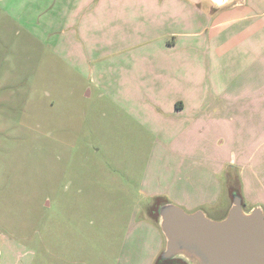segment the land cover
I'll list each match as a JSON object with an SVG mask.
<instances>
[{"label": "rangeland", "instance_id": "1", "mask_svg": "<svg viewBox=\"0 0 264 264\" xmlns=\"http://www.w3.org/2000/svg\"><path fill=\"white\" fill-rule=\"evenodd\" d=\"M61 3L13 0L0 19V264H163L154 205L191 212L222 190L227 204L240 169L192 163L182 57L152 50L139 19L104 14L81 38ZM29 15L40 37L18 23ZM218 201L200 209L224 217Z\"/></svg>", "mask_w": 264, "mask_h": 264}, {"label": "crops", "instance_id": "2", "mask_svg": "<svg viewBox=\"0 0 264 264\" xmlns=\"http://www.w3.org/2000/svg\"><path fill=\"white\" fill-rule=\"evenodd\" d=\"M11 1L0 0V19L8 15ZM61 2L67 8L63 21L73 29L79 25L81 38H88L104 14L124 19L122 23L129 27L139 19L143 33L154 42L149 43L151 49L159 45L162 56L182 57L180 72L185 71V77L182 74L181 89L188 92L176 99L177 114H182L176 121L185 126L179 135L188 138L192 163L214 166L218 174L229 165L240 169L243 203L250 202V209L264 208V0H235L219 8L207 0ZM12 8L16 9L15 1ZM26 17L23 22L18 16V23L40 37L43 15L36 17L38 21L32 15ZM49 30L50 36L59 32L55 26L49 25ZM222 191L216 201L206 199L191 212L206 205L215 210L220 197L223 212L228 211L232 200L226 204Z\"/></svg>", "mask_w": 264, "mask_h": 264}, {"label": "water", "instance_id": "3", "mask_svg": "<svg viewBox=\"0 0 264 264\" xmlns=\"http://www.w3.org/2000/svg\"><path fill=\"white\" fill-rule=\"evenodd\" d=\"M217 8L235 0H207ZM221 219L203 209L187 212L172 202L156 207L164 238L163 261L180 258L188 264H264V208L245 209L239 192Z\"/></svg>", "mask_w": 264, "mask_h": 264}, {"label": "trees", "instance_id": "4", "mask_svg": "<svg viewBox=\"0 0 264 264\" xmlns=\"http://www.w3.org/2000/svg\"><path fill=\"white\" fill-rule=\"evenodd\" d=\"M154 216V215H153ZM151 219V218H150ZM153 219V218H152ZM158 261V260H157ZM163 261V260H162ZM160 263V262H159ZM163 264H188L187 262H185L184 260L177 258V259H173V260H167V261H163Z\"/></svg>", "mask_w": 264, "mask_h": 264}, {"label": "flooded vegetation", "instance_id": "5", "mask_svg": "<svg viewBox=\"0 0 264 264\" xmlns=\"http://www.w3.org/2000/svg\"><path fill=\"white\" fill-rule=\"evenodd\" d=\"M156 207H157V206H156V205H154V209H156ZM150 209H151V210H154V209H153V208H151V207H150ZM151 214H152V216L154 215V216H155V219H156V217H157V216H156V211H154V212H151Z\"/></svg>", "mask_w": 264, "mask_h": 264}]
</instances>
